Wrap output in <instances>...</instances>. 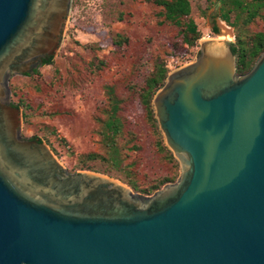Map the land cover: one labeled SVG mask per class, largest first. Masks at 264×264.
Returning <instances> with one entry per match:
<instances>
[{
  "label": "water",
  "instance_id": "water-1",
  "mask_svg": "<svg viewBox=\"0 0 264 264\" xmlns=\"http://www.w3.org/2000/svg\"><path fill=\"white\" fill-rule=\"evenodd\" d=\"M70 5L0 0V264H264V51L237 74L204 38L167 73L151 105L179 174L143 195L21 134L10 77L54 57Z\"/></svg>",
  "mask_w": 264,
  "mask_h": 264
},
{
  "label": "rangeland",
  "instance_id": "rangeland-1",
  "mask_svg": "<svg viewBox=\"0 0 264 264\" xmlns=\"http://www.w3.org/2000/svg\"><path fill=\"white\" fill-rule=\"evenodd\" d=\"M219 10V5L215 4L210 6L206 16L195 18L201 37L197 46L188 49L187 61L182 62L180 58H168L176 41L175 31L161 24L160 9L152 0H71L52 64L38 68L40 76L16 75L9 80L11 102L17 105L22 99L28 104L26 119L22 113L21 133L27 137L38 136L42 141L48 139L51 145L45 142L71 173L86 170L78 167L86 159L96 170L93 172L104 174L97 170L106 164L105 159L108 160L112 152L100 130L110 107L106 87L112 85L124 98L122 112L128 118L125 127L134 132L132 140L125 137L119 138V142L123 163L130 169L129 176L136 186L144 189L166 173L176 172L178 177L179 167L175 169L157 151V137L136 97L129 93L128 85L140 83L142 75L158 60L167 61L171 70L193 60L199 41L214 37V28L217 37L223 26H227L231 34L228 41L233 42L234 30L222 21ZM119 11L123 13L121 20ZM263 29L264 15L250 25L251 31ZM115 32L129 38L124 53L114 51L111 39ZM20 109L24 111L23 107ZM134 143L140 149L135 148ZM88 154L98 157L87 158ZM117 173L125 174L123 169ZM127 186L135 193L152 194Z\"/></svg>",
  "mask_w": 264,
  "mask_h": 264
},
{
  "label": "trees",
  "instance_id": "trees-1",
  "mask_svg": "<svg viewBox=\"0 0 264 264\" xmlns=\"http://www.w3.org/2000/svg\"><path fill=\"white\" fill-rule=\"evenodd\" d=\"M160 9L159 16L161 24L171 27L175 31L176 41L173 42L168 58L181 61H187L186 54L190 47L197 46L201 33L198 30L196 17H204L207 14L210 6L218 4L220 17L226 24L234 30V41L230 42V47L236 55L237 74H243L249 71L261 53L264 51V29L251 31L250 25L258 18H263L264 15V0H152ZM205 2V5L203 4ZM122 11H119L118 18L122 19ZM217 29L214 28L216 34ZM215 34L213 35L215 37ZM114 51L124 53L129 44V38L120 32H115L111 39ZM181 48L183 51H181ZM53 57H49L44 62L52 64ZM102 62V61H100ZM180 66V65H177ZM167 61L158 60L147 69L142 75V79L138 84L128 85V91L131 96L136 97L140 104L141 110L147 123L152 127L157 139L155 147L159 154L175 169H178V163L174 159L172 153L164 145L162 136L158 130L151 101L155 92L162 86L167 73L170 71ZM33 77L40 76L36 70ZM110 107L107 117L101 125L100 134L105 140V144L111 149V156L106 160V164L100 168V171L111 177L120 179L123 183L129 185L133 190L145 194H151L155 190L161 188L167 182H174L177 173H166L155 181L154 184L140 189L136 186L135 181L129 176L130 169L126 168L121 156V146L119 138L128 137V140L134 138L132 129H126L125 122L128 119L124 111L122 112L123 97L117 94V89L114 86L106 87ZM17 106L23 107V118L26 119L28 104L20 99ZM42 140L40 137L32 136ZM45 141L50 144L48 139ZM134 141V140H133ZM135 148L140 149L139 145L134 143ZM53 150V148L51 147ZM87 158L98 157L96 154H88ZM79 169L96 171L93 166L87 164V160H82L78 164ZM118 168V169H114ZM124 170L125 174L120 175L117 171Z\"/></svg>",
  "mask_w": 264,
  "mask_h": 264
},
{
  "label": "flooded vegetation",
  "instance_id": "flooded-vegetation-1",
  "mask_svg": "<svg viewBox=\"0 0 264 264\" xmlns=\"http://www.w3.org/2000/svg\"><path fill=\"white\" fill-rule=\"evenodd\" d=\"M49 57H50V56H49ZM49 57H47V58H43L41 61H37V62L35 63V65L31 67V69H30L29 72L24 73V74H21V75H26V76L32 75L36 70H38V68H40V67H42V66H44V65H47L44 61L47 60ZM11 77H13V76H11ZM11 77H10V78H11ZM12 103H13V102H12ZM13 104H14V103H13ZM15 105H16V104H15ZM21 134H22V133H21ZM22 136H23L24 138H29V139H34V138H35V137H32V136L27 137V136H25V135H23V134H22Z\"/></svg>",
  "mask_w": 264,
  "mask_h": 264
},
{
  "label": "bare ground",
  "instance_id": "bare-ground-1",
  "mask_svg": "<svg viewBox=\"0 0 264 264\" xmlns=\"http://www.w3.org/2000/svg\"><path fill=\"white\" fill-rule=\"evenodd\" d=\"M219 38H224V39H230L231 34H230V29L227 26H223V31L219 35Z\"/></svg>",
  "mask_w": 264,
  "mask_h": 264
},
{
  "label": "crops",
  "instance_id": "crops-1",
  "mask_svg": "<svg viewBox=\"0 0 264 264\" xmlns=\"http://www.w3.org/2000/svg\"><path fill=\"white\" fill-rule=\"evenodd\" d=\"M223 22H225L224 20H222ZM225 24H226V22H225Z\"/></svg>",
  "mask_w": 264,
  "mask_h": 264
},
{
  "label": "built area",
  "instance_id": "built-area-1",
  "mask_svg": "<svg viewBox=\"0 0 264 264\" xmlns=\"http://www.w3.org/2000/svg\"><path fill=\"white\" fill-rule=\"evenodd\" d=\"M208 38H209V36H208Z\"/></svg>",
  "mask_w": 264,
  "mask_h": 264
}]
</instances>
